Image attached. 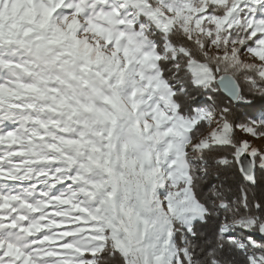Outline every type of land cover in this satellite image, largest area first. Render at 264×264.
<instances>
[{
	"label": "snow or ice",
	"instance_id": "6c2138e0",
	"mask_svg": "<svg viewBox=\"0 0 264 264\" xmlns=\"http://www.w3.org/2000/svg\"><path fill=\"white\" fill-rule=\"evenodd\" d=\"M0 0V264H264V0Z\"/></svg>",
	"mask_w": 264,
	"mask_h": 264
},
{
	"label": "rangeland",
	"instance_id": "374dc122",
	"mask_svg": "<svg viewBox=\"0 0 264 264\" xmlns=\"http://www.w3.org/2000/svg\"><path fill=\"white\" fill-rule=\"evenodd\" d=\"M31 5L27 0H13V3L3 13V17L7 18V22L20 20L21 18L27 19L31 15Z\"/></svg>",
	"mask_w": 264,
	"mask_h": 264
}]
</instances>
